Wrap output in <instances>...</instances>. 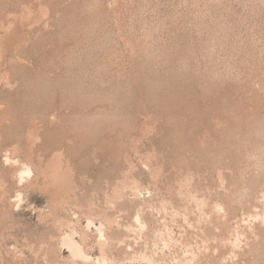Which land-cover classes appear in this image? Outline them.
Instances as JSON below:
<instances>
[{"label": "rangeland", "instance_id": "374dc122", "mask_svg": "<svg viewBox=\"0 0 264 264\" xmlns=\"http://www.w3.org/2000/svg\"><path fill=\"white\" fill-rule=\"evenodd\" d=\"M0 264H264V0H0Z\"/></svg>", "mask_w": 264, "mask_h": 264}, {"label": "bare ground", "instance_id": "6f19581e", "mask_svg": "<svg viewBox=\"0 0 264 264\" xmlns=\"http://www.w3.org/2000/svg\"><path fill=\"white\" fill-rule=\"evenodd\" d=\"M20 172L21 173H27L26 169H24V168L20 169ZM72 241L73 240L68 238V240L65 242L67 244V246L69 247V250H71L72 253H75V254H78V255L82 256V252H81L79 246H77Z\"/></svg>", "mask_w": 264, "mask_h": 264}]
</instances>
